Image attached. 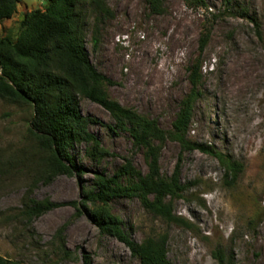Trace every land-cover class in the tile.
<instances>
[{
    "label": "rangeland",
    "instance_id": "obj_1",
    "mask_svg": "<svg viewBox=\"0 0 264 264\" xmlns=\"http://www.w3.org/2000/svg\"><path fill=\"white\" fill-rule=\"evenodd\" d=\"M101 1L112 15L86 8L83 35L91 62L112 81L104 84L109 98L168 131L192 97L187 138L240 165L229 185L233 175H226L215 156L185 151L178 141L156 142L162 177L178 170L186 187L181 197L165 200L184 223L148 209L137 197L110 199L108 210L138 243L166 235L171 264H217V248L231 253L235 264H264V0H204L202 7L186 0H161L157 6L153 0ZM47 4L20 0L16 14L2 22L0 39L16 41L25 15ZM79 107L107 154L99 158L91 144L75 142L72 152L82 172L45 183L30 132L32 110L0 99V214L21 207L29 193L62 205L29 227L0 221V255L41 264L42 250L64 228L72 258L59 264H140L89 215L103 204L83 203L87 192L98 190L99 175L116 176L127 163L147 175V150L103 107L86 98ZM119 179L124 185L133 181L128 173Z\"/></svg>",
    "mask_w": 264,
    "mask_h": 264
},
{
    "label": "trees",
    "instance_id": "obj_2",
    "mask_svg": "<svg viewBox=\"0 0 264 264\" xmlns=\"http://www.w3.org/2000/svg\"><path fill=\"white\" fill-rule=\"evenodd\" d=\"M47 1L45 10L38 9L25 15L16 41L0 39V99L26 105L32 110L30 132L35 137L39 152V177L45 183L57 176H73L76 172H82L72 152L75 142L91 144L93 154L99 158L107 154L99 140L89 131V122L80 111V98L103 107L119 127L129 129L135 144L147 150L149 173L142 175L127 163L116 176L106 178L99 175L98 190L87 192L83 205L86 207L88 202L103 204L96 205L89 215L102 231L127 246L140 264H171L167 258V236L147 237L141 243L132 240L120 218L108 210L109 200L125 196L137 197L148 209L163 214L170 221L184 223L172 214V204L165 200L167 197H181L186 187L180 183L178 170L169 179L162 177L156 142L178 141L185 151L199 150L215 156L225 168L226 175H233L229 185L237 179L240 165L224 154L187 138L192 97L186 101L181 114L168 131L161 129L155 120H148L109 98L104 84H111L112 81L91 62L83 35L88 12L86 8L91 7L93 11L100 10L112 15L103 1ZM160 1L153 0V4L157 6ZM186 1L205 6L204 0ZM19 3L20 0H0V27L4 20L16 14ZM99 42L100 28L97 21L93 28L94 46ZM196 83L195 72L193 85L196 86ZM124 173L133 178L127 185L119 179ZM150 197L154 198L153 201ZM61 206L50 200H37L29 193L24 197L21 207L1 212L0 221L24 223L29 227L35 219ZM63 231L64 228H60L49 247L42 250L44 257L41 264H59L72 258V252L65 247ZM27 237L35 241L32 232L28 231ZM213 256L217 264H235L233 255L222 248H217ZM0 264L24 263L0 255Z\"/></svg>",
    "mask_w": 264,
    "mask_h": 264
}]
</instances>
